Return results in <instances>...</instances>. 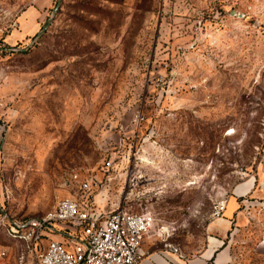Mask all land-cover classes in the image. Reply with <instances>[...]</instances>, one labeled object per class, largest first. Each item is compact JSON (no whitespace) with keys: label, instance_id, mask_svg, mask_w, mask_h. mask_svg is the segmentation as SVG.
I'll return each mask as SVG.
<instances>
[{"label":"rangeland","instance_id":"1","mask_svg":"<svg viewBox=\"0 0 264 264\" xmlns=\"http://www.w3.org/2000/svg\"><path fill=\"white\" fill-rule=\"evenodd\" d=\"M56 2L0 0V264L61 240L30 251L11 222L66 196L264 264V0Z\"/></svg>","mask_w":264,"mask_h":264},{"label":"built area","instance_id":"2","mask_svg":"<svg viewBox=\"0 0 264 264\" xmlns=\"http://www.w3.org/2000/svg\"><path fill=\"white\" fill-rule=\"evenodd\" d=\"M105 166H109L108 161ZM68 181L80 192L89 190V183L80 180L75 172L70 174ZM213 209V215L218 216L223 206L215 205ZM151 222L147 213L123 209L100 218L89 209L85 200L66 196L55 201L51 210L41 216L28 218L21 224L11 222L13 233L21 231L19 236H11L23 239L30 251L47 232L61 238L48 239L37 264H137L138 250ZM169 247L180 254L177 248Z\"/></svg>","mask_w":264,"mask_h":264},{"label":"crops","instance_id":"3","mask_svg":"<svg viewBox=\"0 0 264 264\" xmlns=\"http://www.w3.org/2000/svg\"><path fill=\"white\" fill-rule=\"evenodd\" d=\"M234 206L235 203L232 202L229 212H223L224 218L231 216L230 223L233 221L232 214L236 210ZM231 246L232 242L211 239L207 240L205 246L196 254L186 255L181 252L177 254L164 240H158L151 234L146 235L142 240L138 250L140 259L137 264H240Z\"/></svg>","mask_w":264,"mask_h":264},{"label":"water","instance_id":"4","mask_svg":"<svg viewBox=\"0 0 264 264\" xmlns=\"http://www.w3.org/2000/svg\"><path fill=\"white\" fill-rule=\"evenodd\" d=\"M59 1H60V0H57L55 6H54V8H53V11L57 8V6H58V4H59ZM47 25H48V22H47V23L41 28V30H40L37 34H40V33L44 32V30H45V28L47 27ZM0 49H2V48H0Z\"/></svg>","mask_w":264,"mask_h":264}]
</instances>
